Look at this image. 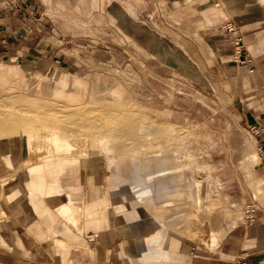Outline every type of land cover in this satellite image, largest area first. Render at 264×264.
Here are the masks:
<instances>
[{
	"label": "rangeland",
	"instance_id": "obj_1",
	"mask_svg": "<svg viewBox=\"0 0 264 264\" xmlns=\"http://www.w3.org/2000/svg\"><path fill=\"white\" fill-rule=\"evenodd\" d=\"M7 1L26 19L0 36V176L12 165L9 149L1 146L11 145L14 136L28 131L40 142L57 135L62 152L87 153L57 160L55 175L42 169L47 182L63 184L59 198L78 206L79 221V173L93 181L101 177L116 201L126 195L145 204L138 202L137 191L145 188L139 182H146L148 166L159 168L160 158L173 168L144 189L149 205V199L166 201L176 214L196 217L204 211L206 220L213 216L223 223L246 218V206H255L262 192L264 172L258 157L241 161L242 140L255 154L254 138L198 64L196 55L211 51L197 31L204 18L219 16L225 28L232 23L243 34L259 28L261 0ZM142 124L146 130L139 134ZM170 125L180 131L168 134ZM191 159L210 169L197 173ZM36 196L60 221L77 227L78 220L61 214L45 193ZM23 200L32 203L25 191L19 202L3 194L0 208Z\"/></svg>",
	"mask_w": 264,
	"mask_h": 264
},
{
	"label": "crops",
	"instance_id": "obj_2",
	"mask_svg": "<svg viewBox=\"0 0 264 264\" xmlns=\"http://www.w3.org/2000/svg\"><path fill=\"white\" fill-rule=\"evenodd\" d=\"M261 2L264 4V0ZM23 19L26 17L20 9L0 0V36L22 25ZM225 26L229 27H224L220 16L200 22L197 32L208 42L211 55L198 54L196 59L212 75L217 95L230 102L242 128L248 133L252 125L264 129V23L244 34L235 24ZM236 37H241L244 63L234 56ZM137 127H141L139 134L146 130L143 124ZM169 127L168 134L177 129ZM23 135L14 136L16 145L14 138L9 145H14L8 151L12 165L1 169L0 197L4 194L19 202L25 191L32 203L23 200L14 206L5 204L2 208L6 212L0 208V264H264V184L257 195L253 220L237 216L223 223L213 216L206 220L204 211L196 217H186L176 214L173 205L166 201L149 199L154 207L147 203L143 196L149 190L144 189H150L154 177L173 168L164 158L159 159L157 170L149 171L148 166L146 182H139L145 188L137 191L138 202L145 204L126 195L116 201L101 177L93 181L87 174V178H81L79 173L83 206L79 221L75 214L78 206L71 203V198L66 202L59 198L63 184L54 179L47 182L42 169L45 167L55 175L60 164L57 160L87 156L86 150L69 155L60 150V145H64L62 136H53V141L43 137V141L33 142L28 131ZM73 142L79 144L78 138ZM44 144L51 151L47 152ZM4 150H8L7 144ZM180 156L186 157L183 153ZM256 157L246 139L242 140L241 161ZM191 167L197 173L210 169L209 164H200L198 159H191ZM163 184L159 182L157 186ZM34 191L45 193L54 208L68 219H77V227L60 221L44 199L37 200ZM158 203L165 208L164 212L157 210ZM33 206L39 209L36 211Z\"/></svg>",
	"mask_w": 264,
	"mask_h": 264
},
{
	"label": "built area",
	"instance_id": "obj_3",
	"mask_svg": "<svg viewBox=\"0 0 264 264\" xmlns=\"http://www.w3.org/2000/svg\"><path fill=\"white\" fill-rule=\"evenodd\" d=\"M242 43L241 37L235 39V59L241 63L245 62V57H242ZM249 134L254 138L256 144V154L258 157V164L264 172V129L259 125H252L249 128ZM245 217L248 220H253L256 215V208L254 204H248L244 210Z\"/></svg>",
	"mask_w": 264,
	"mask_h": 264
},
{
	"label": "bare ground",
	"instance_id": "obj_4",
	"mask_svg": "<svg viewBox=\"0 0 264 264\" xmlns=\"http://www.w3.org/2000/svg\"><path fill=\"white\" fill-rule=\"evenodd\" d=\"M171 132H172L173 134H177V133H178L177 129H175V128L172 129ZM24 133L26 134V132H24ZM14 139H15L14 144L16 145V143H17L16 139H17V138L15 137ZM57 145H59V144H57ZM1 148L4 149V145H2ZM8 149H9V150H13V149H14V145H13V147L8 146ZM256 155H257V154H256Z\"/></svg>",
	"mask_w": 264,
	"mask_h": 264
}]
</instances>
